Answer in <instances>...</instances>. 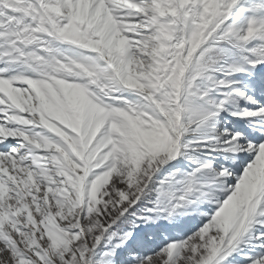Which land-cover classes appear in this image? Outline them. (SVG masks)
I'll return each mask as SVG.
<instances>
[{
  "label": "snow or ice",
  "instance_id": "obj_1",
  "mask_svg": "<svg viewBox=\"0 0 264 264\" xmlns=\"http://www.w3.org/2000/svg\"><path fill=\"white\" fill-rule=\"evenodd\" d=\"M0 264H264V0H0Z\"/></svg>",
  "mask_w": 264,
  "mask_h": 264
}]
</instances>
